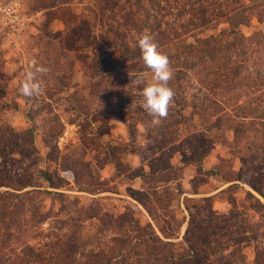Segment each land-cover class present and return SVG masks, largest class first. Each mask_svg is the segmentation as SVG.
I'll list each match as a JSON object with an SVG mask.
<instances>
[{
  "label": "rangeland",
  "instance_id": "1",
  "mask_svg": "<svg viewBox=\"0 0 264 264\" xmlns=\"http://www.w3.org/2000/svg\"><path fill=\"white\" fill-rule=\"evenodd\" d=\"M20 2V47L0 22V264H264V0ZM236 12L254 40L214 86L198 39L233 40ZM143 34L172 73L159 123L125 52Z\"/></svg>",
  "mask_w": 264,
  "mask_h": 264
},
{
  "label": "clouds",
  "instance_id": "2",
  "mask_svg": "<svg viewBox=\"0 0 264 264\" xmlns=\"http://www.w3.org/2000/svg\"><path fill=\"white\" fill-rule=\"evenodd\" d=\"M141 51V56L146 68L153 73V79L156 83L144 85L142 94L144 98L143 108L154 117L153 123H159V118L167 114V109L173 97L172 90L167 87V82L171 78V69L169 67L168 58L162 54L152 37L143 34L137 41ZM43 71V69H40ZM138 80H142L143 76H138ZM39 89L38 84L32 82V77L23 83L20 91L24 96H32Z\"/></svg>",
  "mask_w": 264,
  "mask_h": 264
},
{
  "label": "trees",
  "instance_id": "3",
  "mask_svg": "<svg viewBox=\"0 0 264 264\" xmlns=\"http://www.w3.org/2000/svg\"><path fill=\"white\" fill-rule=\"evenodd\" d=\"M235 17H231L229 19L231 31L229 32V35L233 40L228 41L226 43H223L221 37L218 36H212L204 39H198V45L196 46L197 52H199V56L204 60V58H209L213 62H218L222 57V53L224 51H229L231 48H235V46L239 43L241 47H247L249 45V41L254 40L252 36L247 37L239 30V25L244 24L248 22V18L243 16L242 14H239L238 12L234 13ZM262 18V17H260ZM125 52L129 54V56H139L141 55L140 49H131L126 48ZM103 65L105 60L101 62ZM217 71L214 72V77L211 79L214 86H220V82H226V83H233L232 76L229 78V73H225L224 70L227 68H230L229 61H225L222 64L216 63ZM235 68V67H234ZM233 68V69H234ZM237 69V67L235 68ZM234 69V70H235ZM254 70L257 73H260V70H262L260 67L256 66ZM230 79V80H229ZM185 163H188V161H185ZM199 169H202V163L199 162ZM48 179L50 180V175L48 173H45ZM258 193L264 198V191H262L259 188H255ZM259 200V199H258ZM264 207V205H262ZM176 256L171 257L173 259L172 262H177L176 258L180 260H186L189 255L187 254H176Z\"/></svg>",
  "mask_w": 264,
  "mask_h": 264
},
{
  "label": "built area",
  "instance_id": "4",
  "mask_svg": "<svg viewBox=\"0 0 264 264\" xmlns=\"http://www.w3.org/2000/svg\"><path fill=\"white\" fill-rule=\"evenodd\" d=\"M28 21V15L20 0H8L0 4V22L8 44L15 48L22 45Z\"/></svg>",
  "mask_w": 264,
  "mask_h": 264
}]
</instances>
